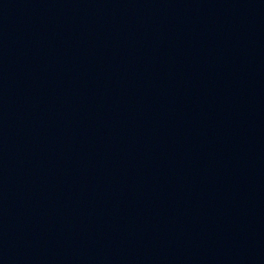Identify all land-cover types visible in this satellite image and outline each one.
<instances>
[{
  "label": "water",
  "instance_id": "obj_1",
  "mask_svg": "<svg viewBox=\"0 0 264 264\" xmlns=\"http://www.w3.org/2000/svg\"><path fill=\"white\" fill-rule=\"evenodd\" d=\"M31 264H264V0H109Z\"/></svg>",
  "mask_w": 264,
  "mask_h": 264
}]
</instances>
